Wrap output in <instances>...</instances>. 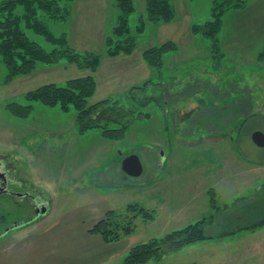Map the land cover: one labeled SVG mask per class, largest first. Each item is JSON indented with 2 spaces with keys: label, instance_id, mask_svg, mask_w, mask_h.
<instances>
[{
  "label": "rangeland",
  "instance_id": "1",
  "mask_svg": "<svg viewBox=\"0 0 264 264\" xmlns=\"http://www.w3.org/2000/svg\"><path fill=\"white\" fill-rule=\"evenodd\" d=\"M133 1L136 10L129 19L138 45L135 56L141 59L144 49L168 40H174L178 48L166 55L161 69L152 70L153 82L140 93L151 99L142 107L149 116L138 118L123 139L106 140L98 129L82 132L74 107L63 110L59 105L47 106L33 101V110L27 118L13 115L7 105L14 101L28 103L24 98L26 92L47 83H64L71 78L95 75V72L66 62L40 64L32 74L5 83L7 70L0 57V153L13 163L22 180L20 185H14L15 189L48 200L51 208L42 221L13 228L0 237V254L12 252L39 227L58 221L62 216L76 214L86 219L92 209L103 211L110 207L125 221L132 214L127 210L128 205L136 203L152 210L155 218L146 221L137 217L135 231L121 239L126 248L124 253L116 255L108 264H123L133 245L152 238L160 239L213 214L219 216L217 221L206 225V233L213 238L168 251L161 259L146 264H264L253 247L257 236L250 234L249 229L228 235V209L225 210L228 169L215 170L226 146L228 151V138L199 142V135H205L207 129L236 132L245 119V134L256 128L264 133V59L259 58L264 46V0H249L244 8L228 10L218 31L221 42L220 48L215 49L219 51L216 55L211 51L212 37L195 34L192 29L194 23L203 25L213 20V0H173L177 9L173 22L155 25L146 21L144 31L139 33L136 26L140 16L145 14L147 0ZM71 8L69 20H49L48 26L56 34L65 33L75 49L102 54L97 75L99 87L91 101L108 96L124 97L133 85L127 87L126 80L115 84L105 78L107 68L114 67L120 72L122 69L117 58L105 54V39L118 21L119 9L115 1L75 0ZM30 36L44 42L41 36L33 33ZM209 106L213 109L208 110ZM232 118L234 121L229 124ZM164 124H168V128H164ZM159 143L176 159L179 177H183L185 186L181 202L160 204L150 197L145 187L147 170L140 176H132L121 167L123 158L131 153H137L145 163L155 155ZM248 146L255 150L248 152ZM236 147L251 161L264 160V147L250 139L244 144L237 143ZM195 164L201 165L202 170L190 176ZM204 166L209 168L205 172ZM189 177L198 185L195 195L187 187ZM210 191L216 192V203L222 208L220 212L210 203ZM245 204H231L230 213H237ZM256 204L250 206L256 208ZM0 213L11 223L28 218L32 209L9 196H0ZM88 222L89 218L84 220L85 224ZM248 222L245 217H239L229 225V230H237ZM235 235L242 236L228 241V237Z\"/></svg>",
  "mask_w": 264,
  "mask_h": 264
},
{
  "label": "trees",
  "instance_id": "2",
  "mask_svg": "<svg viewBox=\"0 0 264 264\" xmlns=\"http://www.w3.org/2000/svg\"><path fill=\"white\" fill-rule=\"evenodd\" d=\"M75 0H0V57L6 67L4 82L10 83L17 77L32 74L40 64L55 65L61 62L75 64L83 70L96 72L102 62V54L93 51H79L70 45L65 33L56 34L48 26L49 20H69L71 4ZM119 9L118 21L112 32L105 39L108 56L131 54L137 48L135 34L132 33L129 16L136 10L133 0H114ZM249 0H213V20L203 25L193 24V32L212 37L211 51L215 55L220 48L218 31L228 10L241 9ZM177 9L173 0H147L146 11L141 15L136 32H143L146 21L155 25L171 23L176 19ZM41 36L44 42L32 38L30 34ZM178 48L174 40L148 47L143 50V57L148 65L159 70L163 67L166 55ZM264 59V46L259 53ZM63 60V61H62ZM148 79L142 84L133 85L122 98L106 97L97 102L91 99L97 90L95 75L87 74L66 80L64 83H47L25 93L28 103L10 102L7 107L13 115L27 118L33 110V101L47 106L59 105L63 110L71 107L76 109V121L79 129L86 132L98 129L100 135L110 141L125 138L131 126L138 118L149 116L143 106L150 102V97H143L152 83ZM162 85V82H156ZM247 119L244 120L245 124ZM210 203L219 212L221 207L216 203V192L210 191ZM228 209L226 205L225 210ZM132 213L127 220L119 219L114 209H109L90 230L92 234L100 235L107 243L116 242L132 234L135 229V219L141 216L146 221L153 220L152 210L136 203L128 205ZM219 215V214H218ZM219 217V216H218ZM217 214L203 218L182 228L169 232L164 237L152 238L130 247L123 264H146L153 259H161L168 251H177L186 245L197 241L213 238L206 233V225L214 224ZM246 226L240 229L253 230L264 225V218L248 220Z\"/></svg>",
  "mask_w": 264,
  "mask_h": 264
},
{
  "label": "crops",
  "instance_id": "3",
  "mask_svg": "<svg viewBox=\"0 0 264 264\" xmlns=\"http://www.w3.org/2000/svg\"><path fill=\"white\" fill-rule=\"evenodd\" d=\"M111 58H117L116 60L118 64L121 63L122 69L120 72L114 67L107 68L105 70L107 72L105 77L107 82L113 81L115 84H121L126 80V85L129 87L137 85L139 81L144 80L143 82H145L148 79H152L150 76L153 69L145 61L143 52L141 59L135 56V51L131 54H118ZM98 72L99 69L94 73L98 83L97 90L99 87ZM120 73L123 77L120 76ZM115 74L118 75L116 79L113 78ZM213 106H216V103ZM206 108L208 110L213 109L212 106ZM205 116L208 117L209 114H205ZM225 117V122H227L228 117L226 115ZM233 121L234 118L228 120V123L231 124ZM164 125V128H168V124ZM245 128L246 123L242 124L236 132H233V129L228 131L207 129L208 132L205 135H199V142L205 139L212 140V138L217 137L228 138V151L226 146L224 155L222 158H218L221 161L215 167V170L228 169V235L236 233L229 230V225L234 223L239 217H245L247 221L255 218H264V160L259 162L251 161L236 147L237 143L241 142L244 144L247 139L253 141V132L259 129L256 128L250 134H245L243 131ZM209 144L213 143L209 142ZM158 145L155 155L147 158V162L145 161L144 163L143 161L144 170H147L148 176L145 187L148 188L150 197L156 199L160 204L170 201L181 202L184 197L185 185L183 177H179L180 170L176 168V159L169 156V151L166 150L163 144L159 143ZM254 150L251 146H248V152H253ZM171 154L173 153L171 152ZM214 163L216 164V158H214ZM221 163H223V167ZM195 165V167L190 169V176H192L191 174L194 171L202 170L201 165ZM207 169H209L207 166L203 167L204 172ZM188 180L187 187L190 188V193L195 195L198 185L190 177ZM216 192L218 194L217 188ZM95 198L97 199V197ZM238 202L246 204L240 207L237 213H230L231 204ZM254 202L257 203L256 208L250 206ZM109 209L110 207H105L103 211L92 209V213L89 215L87 213L86 219L89 218L87 224L84 223L86 219L74 214L68 217L62 216L58 221H52L43 227H39L26 242L15 250L7 254H0V263L108 264L116 255L124 253L126 248L122 245V240L107 243L100 235L92 234L89 230L105 216ZM250 213L254 214V217ZM250 232V234L257 236V243L253 246L255 253L259 259L264 260V225L250 230ZM235 236L238 237L234 239ZM235 236L228 237V241H236L242 235Z\"/></svg>",
  "mask_w": 264,
  "mask_h": 264
},
{
  "label": "flooded vegetation",
  "instance_id": "4",
  "mask_svg": "<svg viewBox=\"0 0 264 264\" xmlns=\"http://www.w3.org/2000/svg\"><path fill=\"white\" fill-rule=\"evenodd\" d=\"M21 178L16 174V168L13 163L5 159L4 155L0 153V196H9L18 204L29 205L32 209V215L23 221L35 218L32 223L39 222L44 219L51 211L50 202L48 200L39 199L38 196L29 191H18L15 189V184H21ZM47 209L43 213L44 209ZM23 221L14 220L9 223L6 216L0 213V237L8 233L13 226L22 223ZM31 223V222H30ZM23 226V225H21ZM19 226V227H21Z\"/></svg>",
  "mask_w": 264,
  "mask_h": 264
},
{
  "label": "water",
  "instance_id": "5",
  "mask_svg": "<svg viewBox=\"0 0 264 264\" xmlns=\"http://www.w3.org/2000/svg\"><path fill=\"white\" fill-rule=\"evenodd\" d=\"M253 141L258 145L263 147L264 146V133L260 130H256L252 134ZM121 167L123 171L132 176H140L144 171V163L141 157L137 153H131L127 156H125L122 160ZM46 208L44 209L43 213L46 212ZM35 218H31L29 220L23 221L22 223H19L13 228L19 227L21 225L28 224L32 222Z\"/></svg>",
  "mask_w": 264,
  "mask_h": 264
}]
</instances>
